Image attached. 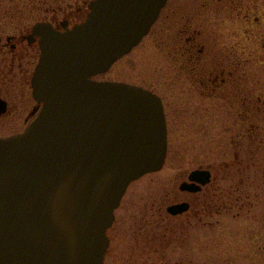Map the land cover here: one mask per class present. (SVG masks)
<instances>
[{"label": "water", "instance_id": "water-1", "mask_svg": "<svg viewBox=\"0 0 264 264\" xmlns=\"http://www.w3.org/2000/svg\"><path fill=\"white\" fill-rule=\"evenodd\" d=\"M166 1L94 0L84 22L42 34L41 112L25 132L0 136V264H104L115 210L133 181L162 169L168 130L157 93L92 76L141 41ZM210 178L193 170L180 189Z\"/></svg>", "mask_w": 264, "mask_h": 264}, {"label": "rangeland", "instance_id": "rangeland-1", "mask_svg": "<svg viewBox=\"0 0 264 264\" xmlns=\"http://www.w3.org/2000/svg\"><path fill=\"white\" fill-rule=\"evenodd\" d=\"M243 2L237 21L222 22L221 40L243 57V82L228 86L227 97L205 98L188 80L159 84L175 63L153 34L98 75L161 92L170 121L164 166L128 188L105 264H264V0ZM257 125L252 137L248 130ZM239 144L240 163L232 153ZM204 167L213 169L210 185L197 196L182 192L188 174ZM182 200L193 204L191 212L167 211Z\"/></svg>", "mask_w": 264, "mask_h": 264}, {"label": "flooded vegetation", "instance_id": "flooded-vegetation-1", "mask_svg": "<svg viewBox=\"0 0 264 264\" xmlns=\"http://www.w3.org/2000/svg\"><path fill=\"white\" fill-rule=\"evenodd\" d=\"M93 1L0 0V136L25 132L42 109V104L34 96L33 87V78L43 51L42 34L49 27L65 32L84 22L91 12L90 4ZM243 4V0H167L148 34L142 39L144 41L153 34L161 39L164 48L165 43L169 45V55L175 65L170 68L169 73L163 72L164 78L162 83L159 80V84L171 80L175 82V86H184L188 80L198 87L196 89L201 95H207L205 98L208 97L210 100L214 97H227L228 93H232L227 87L233 84L239 86L243 82L240 68V65L243 68V57L242 52L233 54L237 51L235 44L228 46L221 40L227 34L222 22L237 21L243 13ZM142 41L136 47L140 46ZM97 77L99 76L95 77L98 80H119ZM140 85L156 91L152 87ZM184 90L185 88L181 89ZM156 92L161 95L166 110L165 95ZM166 117L169 131L170 121L167 113ZM253 128L255 132L248 130V134L255 137L257 133L259 134L260 127L257 125ZM240 145L237 150L232 151L235 156L233 161L239 163L243 161L240 156ZM246 167L249 168L248 165ZM201 169L211 172L210 181L202 185L198 191L182 192L197 196L204 187L210 185L214 179L213 169L210 167ZM182 201L189 203L188 210L191 212L193 204L189 200ZM159 209L162 210L161 207ZM117 222L116 214L115 221L108 231L109 249L113 246L114 232L118 233V229L116 231L113 229ZM159 249L156 247L157 251Z\"/></svg>", "mask_w": 264, "mask_h": 264}, {"label": "trees", "instance_id": "trees-1", "mask_svg": "<svg viewBox=\"0 0 264 264\" xmlns=\"http://www.w3.org/2000/svg\"><path fill=\"white\" fill-rule=\"evenodd\" d=\"M243 116H244V118H246L247 120L250 121V118H249V116L247 115V113L243 112Z\"/></svg>", "mask_w": 264, "mask_h": 264}]
</instances>
